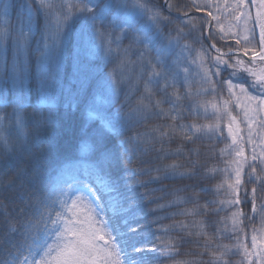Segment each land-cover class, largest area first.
Wrapping results in <instances>:
<instances>
[{
    "label": "snow or ice",
    "instance_id": "snow-or-ice-1",
    "mask_svg": "<svg viewBox=\"0 0 264 264\" xmlns=\"http://www.w3.org/2000/svg\"><path fill=\"white\" fill-rule=\"evenodd\" d=\"M253 2L255 17L244 0L226 5L236 23L225 31L213 0H164L169 15L151 0H0V264H264V140L245 155L217 88L250 102L251 129L264 111V0ZM191 9L216 21L219 40L241 45L236 54ZM76 113L78 137L61 123ZM223 116L231 144L217 149ZM214 154L224 167L210 164ZM218 172L219 183L187 184L157 204L177 209L172 224L147 220L149 185Z\"/></svg>",
    "mask_w": 264,
    "mask_h": 264
},
{
    "label": "trees",
    "instance_id": "trees-1",
    "mask_svg": "<svg viewBox=\"0 0 264 264\" xmlns=\"http://www.w3.org/2000/svg\"><path fill=\"white\" fill-rule=\"evenodd\" d=\"M151 3L158 6L160 8V10L163 12L164 15H169V12L165 9L164 7V0H151ZM172 19L174 20L175 23L179 24L180 20L176 19L173 15ZM192 17H196V21L194 23H196L198 25V27L202 28L200 22L198 21L200 18H204L203 16H198V15H194ZM15 21L13 20V23ZM75 27H79V25L77 24ZM212 33V32H211ZM74 37H73V41L69 42L68 45V50H67V55H68V63L66 64V76H70L71 72H72V61H71V57L73 55V43H74ZM125 43H127L125 41ZM206 43L208 45V40H206ZM205 40H204V44L206 45ZM237 48H239L237 45L234 46V50H236ZM213 52V51H212ZM224 53H227L226 51H223ZM213 54H215L213 52ZM11 54L9 53V56ZM239 57L243 60H245V62H247L246 59H244L243 57H241L239 55ZM226 58V57H225ZM94 59V58H93ZM234 63V61H232ZM259 64V62H258ZM231 71V69H229L227 72H222L221 73V77L219 79H227L229 78L228 73ZM246 74L243 72H240L238 74V77L243 78L245 77ZM238 77H232L233 81H235ZM245 86H247V84H245ZM218 90L223 89V99L228 100V104H229V111H231L232 115L236 116L237 118V122L240 121V114L238 112H236V108L234 106L233 101L230 99L225 86H221V85H217ZM251 89V88H250ZM253 90V89H252ZM209 99H211V97H209ZM218 100H220V98H218ZM222 102V101H221ZM8 111H10V109H7ZM59 112L61 113V115H63V111L64 109L62 107H60ZM224 121V129L227 126L228 123V118L227 116H223L222 118V122ZM62 125L67 126L69 123L72 125L73 127V131L75 133V137L79 136V132H80V126L83 123V118L81 117L80 113H76L74 115V118L72 121H62L61 122ZM72 138L70 140L69 143V147H68V151L66 152V155L69 157L74 156L77 153V149H76V138ZM62 142H63V138H62ZM226 144H228L227 140H221L220 142H218L215 146L217 149H223L225 148ZM227 157H225L226 159ZM210 164L215 165L217 168H222L225 165L221 162V159L219 158L218 155H213V158L210 160ZM245 171L247 172V169H245ZM223 176V173H217L216 174V179L215 180H209V181H186V180H165L162 183H153L151 185H149L147 191L151 193L149 199H147L144 203V209L145 211L148 212V216H147V220L148 221H152L154 217L156 216H160V217H164V219H161L158 223L159 224H172L173 221L172 219H169L167 217L170 216L171 213H174L177 211L176 208H164V209H159L157 207L158 203H166L168 201H170L173 196L172 193L175 189L181 188L187 184H198V186L200 187H211L216 183L220 182L221 177ZM248 187H251L250 185H248ZM203 199H209L212 198L211 196L208 197H202ZM219 199H229L230 197L224 195V189L221 190V195L218 197ZM241 199L243 200V192H241ZM239 207H241L243 209V212L245 213V215H248L250 213V205H245V204H241ZM225 213H221V216H224ZM177 219H179V217H177ZM215 219V217L213 218ZM245 225H247V221H245ZM154 228L156 227V225L153 226ZM253 227H255L256 229L258 228V221L253 225ZM244 230L245 232L248 234L249 238L251 235V229H249L248 227L244 226ZM146 240H151L153 239L152 237H146ZM226 243L228 241H225ZM150 246V245H149ZM250 246V244H249ZM185 250H191L190 248H185L182 249V251ZM239 259V258H237ZM253 264H255V261H253Z\"/></svg>",
    "mask_w": 264,
    "mask_h": 264
},
{
    "label": "rangeland",
    "instance_id": "rangeland-1",
    "mask_svg": "<svg viewBox=\"0 0 264 264\" xmlns=\"http://www.w3.org/2000/svg\"><path fill=\"white\" fill-rule=\"evenodd\" d=\"M172 2L174 4H190L192 2V0H172ZM198 3H204L205 0H197ZM213 3H218L220 5V11H219V15H220V23L224 26L225 31H227V28L229 26V24H235L236 22L232 19V14L231 12L228 10V8L226 7V5H232L236 3V0H213ZM244 3L246 5H248L249 11L251 12L252 16L255 17V13L257 10V5L256 3L253 2V0H244ZM175 13V12H173ZM171 13V15L174 16V14ZM201 13H205V11H197L196 9H191L188 12L189 16H194V15H198V16H203L201 15ZM213 14H217L214 10ZM176 18V17H175ZM241 20H244V17H241ZM196 20H194L193 22H195ZM202 26V28L205 29V34H207V28L205 26V21H208L205 18H200L198 20ZM254 21L253 20H249L248 24L249 27L251 28L253 25ZM215 24L216 21H213V27H212V34L214 36L217 37L216 42V46L221 48L222 51H226L227 53L229 52V47L231 46V48L233 49L234 46H236L235 41L231 39L230 36H226L224 40H219V36L222 35L219 30L217 28H215ZM258 26L256 28V31L258 33ZM197 35V33H193V36ZM206 43V40H205ZM197 48L200 47V45H195ZM207 43L206 45L204 44V47H207ZM239 48H241V45H237ZM233 52H235V50L233 49ZM94 58V57H93ZM235 82V81H234ZM245 86V85H244ZM247 87V86H245ZM226 88V86H225ZM249 92L252 94H255V92L249 88ZM229 95V94H228ZM230 99L233 101L234 106L236 108V112H238L240 114V121L238 122L239 124V129L240 131L237 133V143L243 145L244 150H245V155H250L252 147L254 145H259L261 140H264V111H257L256 112V118L255 121L252 124V128L249 129L247 127V122L244 119V110L249 106L250 102L239 93V90H236V95L235 96H230ZM222 126L224 128V121L222 122ZM233 129L235 131L236 129V124L233 125ZM251 131L253 133L252 136V143H248V132ZM221 140H228L225 136V129H224V136L221 138ZM229 144V141H228ZM257 151H260V148H257ZM261 225L258 221V228L260 229ZM255 261V260H254Z\"/></svg>",
    "mask_w": 264,
    "mask_h": 264
},
{
    "label": "water",
    "instance_id": "water-1",
    "mask_svg": "<svg viewBox=\"0 0 264 264\" xmlns=\"http://www.w3.org/2000/svg\"><path fill=\"white\" fill-rule=\"evenodd\" d=\"M164 6H165V3H164ZM165 8L167 9L166 6H165ZM167 10H168V9H167ZM173 14H174L175 17H177V16L179 15L181 19L184 18L182 14H178V13H173ZM210 21H211V18H210ZM211 24H212V22H211ZM208 31H210V30L208 29ZM208 31H207V32H208ZM212 51H214V50H212ZM226 54H227V53H226ZM233 54H235V53L233 52ZM239 55H240V56H243L242 53H239ZM243 57L246 58L247 60L249 59V57H245V56H243ZM225 135H226L227 139L230 141V144H231V137L228 136L227 128H226V130H225Z\"/></svg>",
    "mask_w": 264,
    "mask_h": 264
},
{
    "label": "flooded vegetation",
    "instance_id": "flooded-vegetation-1",
    "mask_svg": "<svg viewBox=\"0 0 264 264\" xmlns=\"http://www.w3.org/2000/svg\"><path fill=\"white\" fill-rule=\"evenodd\" d=\"M204 16V15H203ZM205 17V19H207V20H209V17H206V16H204ZM212 30V28L210 29V31ZM259 31V30H258Z\"/></svg>",
    "mask_w": 264,
    "mask_h": 264
}]
</instances>
